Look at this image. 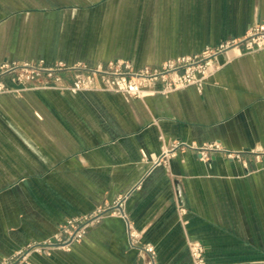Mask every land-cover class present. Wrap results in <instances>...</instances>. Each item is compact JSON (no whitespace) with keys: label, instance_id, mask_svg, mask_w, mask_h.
I'll use <instances>...</instances> for the list:
<instances>
[{"label":"crops","instance_id":"0c3cea01","mask_svg":"<svg viewBox=\"0 0 264 264\" xmlns=\"http://www.w3.org/2000/svg\"><path fill=\"white\" fill-rule=\"evenodd\" d=\"M260 21L264 0H0V61L156 65ZM217 62L200 86L167 93L153 81L142 96L39 82L0 94V262L138 185L126 210L157 264H191L187 239L210 264H264V49L229 48ZM179 141L240 158L177 147L158 159ZM44 253L26 264H143L112 214Z\"/></svg>","mask_w":264,"mask_h":264},{"label":"built area","instance_id":"2783aa9c","mask_svg":"<svg viewBox=\"0 0 264 264\" xmlns=\"http://www.w3.org/2000/svg\"><path fill=\"white\" fill-rule=\"evenodd\" d=\"M229 48H235L239 52L264 49V21L251 24L241 38H229L215 46H207L195 53L168 58L156 65L134 67L131 62L124 59L92 63L82 60L72 63L63 60L46 61L42 58L23 61L3 60L0 61V94L19 92L27 89L28 83L39 82L41 87L69 93L99 89L129 96H142L147 85L153 81H159L161 83L159 91L167 93L191 84L200 86L219 68L218 55ZM66 75H71L70 81L64 80ZM177 147H190L204 159L208 158L211 151L223 150L216 141L200 146L179 141L173 143L170 149L163 150L158 159L166 158L167 154L175 151ZM223 151H226L227 156L240 158L239 152ZM262 154L264 155V149ZM259 156L261 154H255V157ZM136 187L138 185L120 193L110 204L96 208L91 213L66 218L59 225L53 238L43 243L30 244L15 254H22L28 249L48 252L52 247L69 250L74 242L84 236L91 225L98 222L102 216L112 214L125 221L129 245L139 250L143 264H157L154 245L140 240L141 232L132 224L126 210L127 197ZM184 211L183 207L178 206L179 214ZM187 247L191 264H210L205 258V246L201 241L187 239ZM25 257L26 255H23V258ZM0 264H6V260L1 261Z\"/></svg>","mask_w":264,"mask_h":264},{"label":"rangeland","instance_id":"374dc122","mask_svg":"<svg viewBox=\"0 0 264 264\" xmlns=\"http://www.w3.org/2000/svg\"><path fill=\"white\" fill-rule=\"evenodd\" d=\"M19 92H22L19 91ZM19 92H14V93H2V94H18ZM33 254H45L44 252L42 251H31L30 249L24 251L22 254H15V255H12L10 258H8L6 260V264H26L27 262H29L31 256ZM23 255H26L25 258H23ZM22 260V261H20Z\"/></svg>","mask_w":264,"mask_h":264}]
</instances>
